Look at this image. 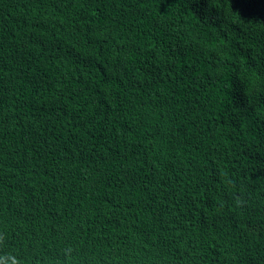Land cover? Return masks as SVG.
Instances as JSON below:
<instances>
[{"label": "trees", "instance_id": "trees-1", "mask_svg": "<svg viewBox=\"0 0 264 264\" xmlns=\"http://www.w3.org/2000/svg\"><path fill=\"white\" fill-rule=\"evenodd\" d=\"M0 264H264V0H0Z\"/></svg>", "mask_w": 264, "mask_h": 264}]
</instances>
